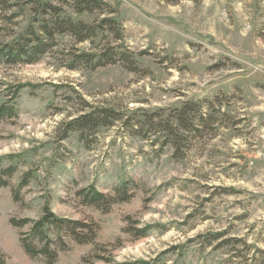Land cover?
Returning <instances> with one entry per match:
<instances>
[{"label": "rangeland", "instance_id": "1", "mask_svg": "<svg viewBox=\"0 0 264 264\" xmlns=\"http://www.w3.org/2000/svg\"><path fill=\"white\" fill-rule=\"evenodd\" d=\"M109 2L119 6L126 45L141 55L138 61L147 73H132L122 65L69 70L59 53L36 64L0 65V103L10 101L20 85L35 86L17 95V118L0 122V157L21 158L10 186L0 190V251L10 264H45L23 252L11 219L41 218L50 199L59 217L99 226L97 243L110 245L106 258L112 264H260L264 0ZM9 3L15 5L6 12L11 16L19 0ZM30 15L26 9L11 23L0 21V42L20 34ZM71 45L72 39L65 38L59 50ZM79 49L90 51L91 45ZM216 97L229 98L216 108L232 115L225 122L231 126L216 124L217 133L194 140L183 159L164 145L162 136H134L123 122L99 129L88 144L78 133L65 140L59 134L63 122L86 112L84 103L116 109L127 120ZM26 174L30 182L17 203L14 190ZM129 181L133 198L108 213L82 205L77 195L91 186L113 195ZM130 227H149L148 236L137 239L126 232ZM68 245L57 264H84L85 258L107 264L94 259V245L72 240Z\"/></svg>", "mask_w": 264, "mask_h": 264}, {"label": "trees", "instance_id": "2", "mask_svg": "<svg viewBox=\"0 0 264 264\" xmlns=\"http://www.w3.org/2000/svg\"><path fill=\"white\" fill-rule=\"evenodd\" d=\"M14 6L9 0H0V21L11 23L24 14L26 9L31 13L30 21L13 40L0 42V65L36 64L47 55L59 53L62 57V66L69 70L76 71L81 67L96 70L109 65H122L132 73L142 75L143 72L147 73L141 69L138 61L141 55H136L126 45L125 28L119 19V6L112 5L109 0H19L17 3L19 9L11 16L6 15ZM85 16L93 17V22H88L84 19ZM65 38L72 39L73 45L59 50ZM86 43L91 45L90 51H81L79 46ZM30 86L35 87L20 85L10 101L0 103V122L17 118L19 114L17 95ZM224 100L229 101V98L188 101L180 108L145 112L141 117L135 116L127 120L125 115L116 109L91 107L84 103L82 111L86 112L63 122L59 127V134L62 140H65L72 133H78L81 140L88 144L89 138L99 129L113 127L123 122L125 128L134 136L144 139H148L152 134L162 136L164 145L171 146L175 157L183 159L187 151L193 147L194 140L203 138L206 132H212L214 135L217 133L216 124L222 121L225 126H231L225 122L232 119V115L227 112L222 114L220 108H216L219 105L221 107ZM220 114L222 119L218 117ZM234 126L236 125L233 124L232 127ZM6 161H9L10 165L5 166ZM20 161L18 155L0 157V190L10 186V181L19 170ZM30 178V174L24 175L14 190L15 202H22L21 190L29 184ZM131 184L130 181L124 182L113 195L102 193L95 186L84 188L78 191L77 195L82 205L108 213L115 204L125 203L133 198ZM50 201L46 200L42 216L37 220L11 219V225L20 232L19 243L23 252L34 261L43 260L45 264H57L60 254L69 249L68 240H72L81 246L94 245V259L112 264L113 261L106 258L110 245L97 243L99 226L94 221L59 217L52 211ZM26 228L28 229L24 231ZM148 231L149 227L138 230L130 227L126 230L127 233L136 235L137 239L146 238ZM213 239H220V236L213 235ZM259 254L258 263L264 264V251H259ZM160 260L161 258L158 259ZM0 264H10L8 255L2 251ZM84 264L95 263L94 260L85 258ZM118 264L152 263L141 260Z\"/></svg>", "mask_w": 264, "mask_h": 264}]
</instances>
